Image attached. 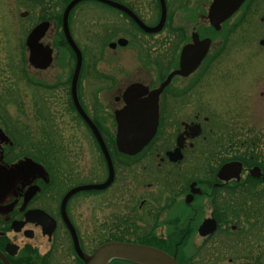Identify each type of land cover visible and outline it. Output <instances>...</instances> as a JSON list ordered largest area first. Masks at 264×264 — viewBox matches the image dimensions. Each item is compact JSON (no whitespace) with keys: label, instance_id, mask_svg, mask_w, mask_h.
Here are the masks:
<instances>
[{"label":"flooded vegetation","instance_id":"obj_1","mask_svg":"<svg viewBox=\"0 0 264 264\" xmlns=\"http://www.w3.org/2000/svg\"><path fill=\"white\" fill-rule=\"evenodd\" d=\"M23 1L25 17L36 15L27 35L48 23L39 42L50 49L51 61L45 69L35 68L27 54L20 61L18 79L13 76L16 111L22 89L32 101L30 118L53 136L70 114L74 128L88 130L91 155L83 140L20 141L19 118L0 116V264H84L69 224L88 255L120 241L157 248L177 264H264V122L255 119L254 107L253 123L244 119L242 103L238 115L232 114L236 104L230 107L246 96L264 115V78L246 84L241 63L221 66L223 57L242 51L233 41L258 21V1L243 0L219 29L208 18L213 0H79L72 6L67 26L82 56L76 98L105 143L114 175L107 188L78 191L64 206L69 191L105 182L109 170L73 102L76 57L62 23L73 0ZM195 37L209 39V47L191 73L173 76L159 94L155 135L135 155L119 152L115 114L126 106L127 88H147L133 94L147 99L180 69L182 49L194 46ZM88 51L94 60H87ZM120 51L133 54L134 64L105 63L107 52ZM199 52L194 48L191 56ZM219 111L228 116L216 118ZM106 208L113 209L109 220Z\"/></svg>","mask_w":264,"mask_h":264},{"label":"water","instance_id":"obj_2","mask_svg":"<svg viewBox=\"0 0 264 264\" xmlns=\"http://www.w3.org/2000/svg\"><path fill=\"white\" fill-rule=\"evenodd\" d=\"M78 1L79 0H73L68 5L63 14L62 21L65 37L72 50L74 51L76 57L75 71L72 79L73 102L79 115L83 118L85 123L89 126L92 134L97 139L106 158L109 171L108 178L105 182L100 184L80 186L69 191L63 199L62 206L65 205L67 199L72 194L78 191L102 190L107 188L111 184L114 175L112 162L105 143L99 131L83 111L76 98V81L81 67L82 56L70 37L67 26V17L69 10ZM242 2L243 0H213L208 15L211 26L215 29H219L220 24L225 19H227ZM25 15L26 13H22L21 17H24ZM161 22L159 24V28L161 26ZM47 28L48 23L42 22L35 26L26 37L25 45L28 51L27 60L35 68L38 69H45L51 61L50 49L48 47L42 46L39 42L40 39L44 36ZM121 44L123 45L124 42H122ZM209 44V39L200 41L197 39V37H195L194 46L187 45L182 49L180 69L171 72L159 88L151 91L147 99L139 101L136 97L133 96L135 92H147V88L142 87L139 84H133L127 88L126 92L124 93L126 106L122 110L117 111L115 114V119L117 122L115 141L117 150L119 152L126 155H135L149 143V141L155 135L157 129V100L159 94L162 92L163 88L170 82L173 76H186L191 73L197 66L198 62H200V60L205 55ZM194 48L197 50L200 49V52L195 57H192L191 50H193ZM190 61L192 64H189ZM69 228L73 236L76 253L84 262V264H108V262L114 259H121L135 264H177L176 260L173 257L157 248L130 242H107L96 248L92 254H85L79 248L76 236L74 235L73 229L70 224Z\"/></svg>","mask_w":264,"mask_h":264},{"label":"rangeland","instance_id":"obj_3","mask_svg":"<svg viewBox=\"0 0 264 264\" xmlns=\"http://www.w3.org/2000/svg\"><path fill=\"white\" fill-rule=\"evenodd\" d=\"M259 10L257 11V19L258 21L252 19L254 21L253 25L251 24L249 27H251L249 34L243 35L242 38L239 39V41L235 40L233 41V44L243 45L242 51H233L230 55L223 57L221 60V66L225 63L227 66L236 65L241 63L243 65L244 72L241 75L243 78L244 83L253 82L255 80H262L264 78V22L261 21V17L264 16V0H257ZM28 9V4L26 1L23 0H0V116L3 118L11 119L14 121L17 117L19 118L20 125L16 126V135L17 139L20 141H23L25 143L28 142H36L37 145L42 144L44 139H47V136H54L55 139L61 140V139H70L72 141H80L83 140L85 144L88 146V152L89 155H91V147L86 143L85 140H91V136L87 132L88 130L85 128H78L73 127L70 124V114H67L65 116L64 121H62L58 127L59 130L55 131L54 136L51 135L49 130L44 129L42 127H45L44 124H41L37 121L35 124V121L32 120L30 115H33L30 113L28 108L31 110L32 102L25 96V94L22 92L24 90H20L19 92V99L21 102V109L20 111H16V101L17 99L14 98L12 92H14V86L13 83L17 81L18 79V73L16 72L18 70L19 65L21 64L20 61L24 59V56L26 57L24 42L27 35L28 30L30 27L35 23L36 15L33 13H29V15L25 18H21L20 14ZM32 24V25H31ZM263 42V44H262ZM235 48V46H232ZM241 49V47H240ZM94 52L88 51L87 52V60H94L93 58ZM128 53L125 52H118L109 54L108 52L105 54V63H121L120 66L124 63V61H127V59H131V63L134 64L132 61L134 60L133 54L131 56H127ZM169 55V54H168ZM160 57V53H159ZM164 60L170 59V56L162 57ZM160 60V58H159ZM112 62V63H111ZM130 61H128L129 63ZM106 70H109V66L104 67ZM16 72V74H15ZM59 75L63 76L65 75V71L59 70ZM17 75V79H14ZM37 74H35L36 76ZM126 77L123 76V81ZM127 79V78H126ZM128 80V79H127ZM126 80V81H127ZM121 81V80H120ZM122 82V81H121ZM89 85H93L92 78L90 81L87 82ZM22 94L20 95V93ZM88 92V91H87ZM90 92V91H89ZM109 96H112V94H109ZM56 100H53L50 102V104L55 102ZM250 103V107H246V104ZM243 106V117L245 120L249 122H254V116L252 114L251 107H254L255 110H257V113L255 115V119L257 121L264 122V115L261 112V106L259 105V102L257 100H249L244 96V98L240 99L237 98L235 100H232V105L234 106V111L232 114H237L242 110ZM31 104V105H30ZM55 105V104H54ZM57 105H61V103H58ZM65 105V104H63ZM56 107V105H55ZM57 108V107H56ZM230 108H228L229 110ZM254 110V109H253ZM55 112V110H53ZM50 113V110H49ZM261 113V114H260ZM219 115H216V118L220 119L218 116H228L227 113L224 111H219ZM221 114V115H220ZM31 117V118H30ZM32 120V121H30ZM261 122V123H262ZM86 149V147H85ZM104 193H101V196ZM113 209L106 208L103 209L102 214L106 215L109 220V214L112 212ZM120 214V213H119ZM123 237V236H122ZM128 237H134L132 234H130Z\"/></svg>","mask_w":264,"mask_h":264},{"label":"trees","instance_id":"obj_4","mask_svg":"<svg viewBox=\"0 0 264 264\" xmlns=\"http://www.w3.org/2000/svg\"><path fill=\"white\" fill-rule=\"evenodd\" d=\"M123 262L129 263V264H133V263H130V262H128V261H123Z\"/></svg>","mask_w":264,"mask_h":264}]
</instances>
